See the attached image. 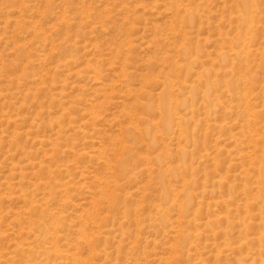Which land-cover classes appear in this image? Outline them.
Masks as SVG:
<instances>
[{"label": "rangeland", "instance_id": "1", "mask_svg": "<svg viewBox=\"0 0 264 264\" xmlns=\"http://www.w3.org/2000/svg\"><path fill=\"white\" fill-rule=\"evenodd\" d=\"M0 264H264V0H0Z\"/></svg>", "mask_w": 264, "mask_h": 264}, {"label": "bare ground", "instance_id": "2", "mask_svg": "<svg viewBox=\"0 0 264 264\" xmlns=\"http://www.w3.org/2000/svg\"><path fill=\"white\" fill-rule=\"evenodd\" d=\"M246 8H247L246 5H244V6H243V10L246 11ZM242 23H243V25H246V24L248 23V22H247V17H246V16H244V19H243V22H242ZM233 84H234V83H233ZM234 85H236V84H234ZM162 108H163L164 110H168L167 107H166V105H163V104H162ZM166 112H167V114H169L168 111H166ZM167 123H168V122H167ZM165 190H166V189H165ZM162 194H163V193H162ZM167 194H168V193H167ZM167 196H168V195H167Z\"/></svg>", "mask_w": 264, "mask_h": 264}]
</instances>
